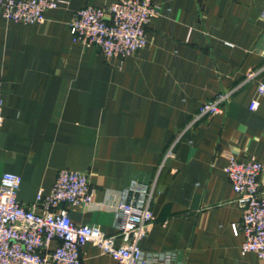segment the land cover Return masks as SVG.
<instances>
[{
  "label": "crops",
  "instance_id": "obj_1",
  "mask_svg": "<svg viewBox=\"0 0 264 264\" xmlns=\"http://www.w3.org/2000/svg\"><path fill=\"white\" fill-rule=\"evenodd\" d=\"M62 1L40 25L0 17V172L21 178L18 201L31 207L39 192L47 196L60 169L85 174L94 206L68 207V215L109 237L121 192L132 181L154 184L144 255L167 264H264L239 252L243 236L231 225L241 215L224 173L229 155L255 157L264 200V0H151L158 15L147 44L123 60L72 43L69 31L75 11L114 0ZM251 71L258 74L245 82ZM223 92H233L228 104L195 121ZM80 260L116 264L92 244Z\"/></svg>",
  "mask_w": 264,
  "mask_h": 264
},
{
  "label": "built area",
  "instance_id": "obj_2",
  "mask_svg": "<svg viewBox=\"0 0 264 264\" xmlns=\"http://www.w3.org/2000/svg\"><path fill=\"white\" fill-rule=\"evenodd\" d=\"M65 4L62 0H0V17L13 24L40 25L47 11ZM157 15L158 7L151 0H114L106 7L85 6L73 14L71 40L86 48H97L106 60H123L146 46V28ZM260 18L264 22V9ZM259 55L264 57V48ZM257 74L247 73L245 82ZM232 93L223 92L203 104L195 121L219 113ZM257 95L264 96L263 83L258 85ZM2 105L0 99V127ZM257 107L258 101L253 99L249 110L253 112ZM171 156L172 148L165 152L163 161ZM262 172V164L252 156L238 160L229 155L224 168L241 215L240 223L231 225L234 236H243L239 252L252 253L260 260H264V200L259 191ZM20 185L18 175L0 172V264H81L80 250L86 244L94 245L116 264H167L157 257H147L140 249L153 222L150 207L154 184L147 187L132 181L121 192L113 207L116 234L109 237L94 225L73 223L68 215V207L94 206L93 190L85 174L60 169L50 193L43 196L39 192L31 207L18 201ZM53 242L58 244L52 249Z\"/></svg>",
  "mask_w": 264,
  "mask_h": 264
}]
</instances>
